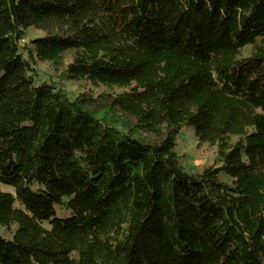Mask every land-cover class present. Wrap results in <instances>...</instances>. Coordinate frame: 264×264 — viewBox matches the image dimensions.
<instances>
[{
  "label": "trees",
  "instance_id": "obj_1",
  "mask_svg": "<svg viewBox=\"0 0 264 264\" xmlns=\"http://www.w3.org/2000/svg\"><path fill=\"white\" fill-rule=\"evenodd\" d=\"M0 187V264H264V0H0Z\"/></svg>",
  "mask_w": 264,
  "mask_h": 264
},
{
  "label": "rangeland",
  "instance_id": "obj_2",
  "mask_svg": "<svg viewBox=\"0 0 264 264\" xmlns=\"http://www.w3.org/2000/svg\"><path fill=\"white\" fill-rule=\"evenodd\" d=\"M43 35V32L40 30L30 28L27 30L26 37L21 44H26L30 40L37 37H42ZM35 69L36 73H38V76L36 77L38 82L50 81L54 84H57L65 90L69 99H73L81 91L91 90L92 94L96 95L98 92L103 90L102 86L96 87L83 81L73 82L66 80L61 75V70L54 71L48 63L38 62L35 65ZM176 142L177 145L175 151L181 156V164L189 173H196L203 166L210 164L214 159L213 148L208 147L206 144L198 147L191 127L182 128L176 138ZM0 189L9 191L5 187H0ZM54 209L57 218H65L69 216V211L62 209L59 206H55ZM0 235L6 238L10 237V235L1 227Z\"/></svg>",
  "mask_w": 264,
  "mask_h": 264
}]
</instances>
